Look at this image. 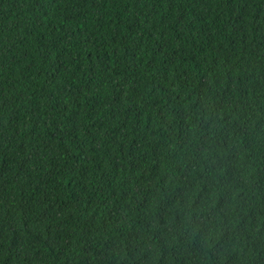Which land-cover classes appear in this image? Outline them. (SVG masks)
<instances>
[{
    "label": "trees",
    "instance_id": "obj_1",
    "mask_svg": "<svg viewBox=\"0 0 264 264\" xmlns=\"http://www.w3.org/2000/svg\"><path fill=\"white\" fill-rule=\"evenodd\" d=\"M0 264H264V0H0Z\"/></svg>",
    "mask_w": 264,
    "mask_h": 264
}]
</instances>
